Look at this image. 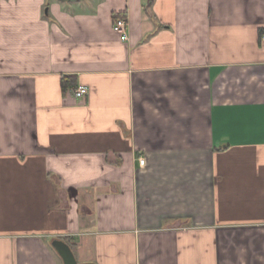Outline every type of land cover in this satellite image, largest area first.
I'll use <instances>...</instances> for the list:
<instances>
[{"label": "crops", "instance_id": "obj_1", "mask_svg": "<svg viewBox=\"0 0 264 264\" xmlns=\"http://www.w3.org/2000/svg\"><path fill=\"white\" fill-rule=\"evenodd\" d=\"M263 36L264 0H0V264H264Z\"/></svg>", "mask_w": 264, "mask_h": 264}, {"label": "built area", "instance_id": "obj_2", "mask_svg": "<svg viewBox=\"0 0 264 264\" xmlns=\"http://www.w3.org/2000/svg\"><path fill=\"white\" fill-rule=\"evenodd\" d=\"M113 29L114 31L120 36L122 41H127L129 39V32L127 31V20L124 17H119L113 22ZM264 41V36L262 37ZM73 94L76 98H82L84 95L87 94V88L83 85H78L74 90ZM139 164H144V159H138Z\"/></svg>", "mask_w": 264, "mask_h": 264}, {"label": "water", "instance_id": "obj_3", "mask_svg": "<svg viewBox=\"0 0 264 264\" xmlns=\"http://www.w3.org/2000/svg\"><path fill=\"white\" fill-rule=\"evenodd\" d=\"M52 248L60 257L62 264H95L92 262L78 263L70 246L61 239H55L51 243Z\"/></svg>", "mask_w": 264, "mask_h": 264}, {"label": "trees", "instance_id": "obj_4", "mask_svg": "<svg viewBox=\"0 0 264 264\" xmlns=\"http://www.w3.org/2000/svg\"><path fill=\"white\" fill-rule=\"evenodd\" d=\"M119 18V17H118ZM117 19V18H116Z\"/></svg>", "mask_w": 264, "mask_h": 264}]
</instances>
